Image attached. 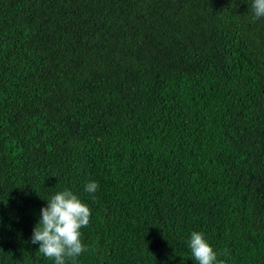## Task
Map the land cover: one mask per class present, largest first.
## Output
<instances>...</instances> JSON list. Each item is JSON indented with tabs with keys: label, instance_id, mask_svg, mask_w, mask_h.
Returning <instances> with one entry per match:
<instances>
[{
	"label": "trees",
	"instance_id": "trees-1",
	"mask_svg": "<svg viewBox=\"0 0 264 264\" xmlns=\"http://www.w3.org/2000/svg\"><path fill=\"white\" fill-rule=\"evenodd\" d=\"M63 188L91 213L77 264H194L193 230L264 264L249 0H0V264H51L30 237Z\"/></svg>",
	"mask_w": 264,
	"mask_h": 264
},
{
	"label": "clouds",
	"instance_id": "clouds-1",
	"mask_svg": "<svg viewBox=\"0 0 264 264\" xmlns=\"http://www.w3.org/2000/svg\"><path fill=\"white\" fill-rule=\"evenodd\" d=\"M249 7L252 19L264 18V0H249ZM98 186L97 181L89 180L84 191L94 194ZM44 200L46 204L41 207L40 218L32 229L31 244L38 245L37 251L51 264H77L88 247L81 232L89 223L88 204L69 188L52 192ZM186 247L194 264H227L220 256L226 258L229 253L218 254L203 232L191 231Z\"/></svg>",
	"mask_w": 264,
	"mask_h": 264
}]
</instances>
